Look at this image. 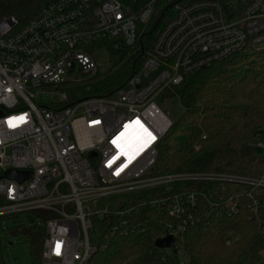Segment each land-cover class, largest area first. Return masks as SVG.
<instances>
[{
    "label": "built area",
    "instance_id": "2783aa9c",
    "mask_svg": "<svg viewBox=\"0 0 264 264\" xmlns=\"http://www.w3.org/2000/svg\"><path fill=\"white\" fill-rule=\"evenodd\" d=\"M156 1L53 0L26 24L0 16V217H36L46 230L44 264H85L106 251L108 242L91 244L94 217L110 224V239L144 232L138 207H116L119 194L216 181L221 196L212 206L225 205L234 214L243 196L258 204L264 177L158 174L156 165L161 142L173 126L161 97L189 74L248 46L264 48V0H231L228 7L222 0L177 2L150 56L125 87L110 98L66 106L75 87L99 74L94 51L104 45L115 55L133 46L138 25L150 22ZM77 71L87 79L79 80ZM41 94L61 99L37 105ZM147 133L155 139L143 147ZM258 148L264 154V143ZM10 170L31 177L19 183L4 177ZM228 184L241 193L225 197ZM203 198L184 190L150 201L180 221L160 239L173 237L176 245L189 226L200 224ZM236 240L231 235L227 245Z\"/></svg>",
    "mask_w": 264,
    "mask_h": 264
},
{
    "label": "trees",
    "instance_id": "16d2710c",
    "mask_svg": "<svg viewBox=\"0 0 264 264\" xmlns=\"http://www.w3.org/2000/svg\"><path fill=\"white\" fill-rule=\"evenodd\" d=\"M51 1L0 0V16H15L21 24H26ZM179 1L182 0L156 1L150 22L138 25L136 43L114 55V71L75 87L66 106L91 98H110L125 87L150 56L158 32ZM222 1L228 7L231 0ZM168 100H178L182 112L173 119V126L161 142L156 173L264 177V154L258 148L264 143V48L248 46L189 74L180 85L168 90L160 103ZM226 189L225 197L241 193L240 187L230 184ZM184 190L203 195L201 222L189 226L183 240L177 241L167 253L156 247V241L168 226L180 221L172 218L166 207L161 211L150 206V201ZM220 196V182H186L140 191L127 200L116 201L118 209L138 207L137 221L144 232L110 239V224L106 219L94 217L89 233L91 244L108 242L109 247L104 252L98 251L85 264H264V188L257 198L258 204L252 198L241 197L240 211L234 214L225 205L212 206L220 202ZM35 220L33 215L0 217V264H7L2 234L4 222L8 221L15 225L11 235L27 238L34 262L42 264L46 230ZM231 235L237 240L228 246Z\"/></svg>",
    "mask_w": 264,
    "mask_h": 264
},
{
    "label": "rangeland",
    "instance_id": "374dc122",
    "mask_svg": "<svg viewBox=\"0 0 264 264\" xmlns=\"http://www.w3.org/2000/svg\"><path fill=\"white\" fill-rule=\"evenodd\" d=\"M190 1V0H185ZM173 10L169 13V17L173 15ZM93 57L96 60V63L99 68V74L100 76L110 74L114 71V55L110 48H107L103 45L101 48H97L94 53ZM79 80H86L87 77L84 75H80L77 71L75 74ZM60 97L56 96L54 94H41L35 99V103L37 105H53L58 102H60ZM162 109H164L166 112H169L171 114L172 119L179 116L182 112L180 103L178 100L174 101H165L162 104ZM132 193H123L119 194L114 197L115 201H124L127 200L128 197ZM22 219L27 222V219L25 217H22ZM15 227L13 222H4L3 225V240L5 244V257L7 264H37L34 262L32 254H31V247L30 242L27 238L22 237H13L11 235V231ZM167 253H170L171 250L165 249ZM42 264H44V261H42Z\"/></svg>",
    "mask_w": 264,
    "mask_h": 264
},
{
    "label": "water",
    "instance_id": "95a60500",
    "mask_svg": "<svg viewBox=\"0 0 264 264\" xmlns=\"http://www.w3.org/2000/svg\"><path fill=\"white\" fill-rule=\"evenodd\" d=\"M4 177L7 179L16 180L19 183H23L24 181L30 179L31 173L10 170L5 173ZM156 247L159 249H172L175 247V239L173 237L159 239L156 241Z\"/></svg>",
    "mask_w": 264,
    "mask_h": 264
},
{
    "label": "snow or ice",
    "instance_id": "6c2138e0",
    "mask_svg": "<svg viewBox=\"0 0 264 264\" xmlns=\"http://www.w3.org/2000/svg\"><path fill=\"white\" fill-rule=\"evenodd\" d=\"M138 123V122H137ZM145 131H147V130H145ZM147 135H148V137H150V139L149 140H147L146 142H145V144L143 145V147H146L147 146V144H150L151 142H152V140H154L155 139V137L154 136H152V134L151 133H147ZM114 143H115V141H113ZM140 150H142V148L140 149ZM130 159H131V157H130ZM117 174H119V173H117Z\"/></svg>",
    "mask_w": 264,
    "mask_h": 264
}]
</instances>
